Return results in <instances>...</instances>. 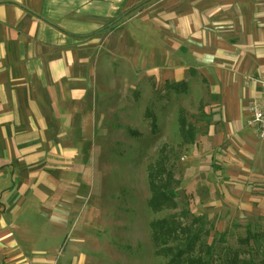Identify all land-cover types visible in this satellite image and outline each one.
I'll return each instance as SVG.
<instances>
[{
  "label": "crops",
  "instance_id": "obj_1",
  "mask_svg": "<svg viewBox=\"0 0 264 264\" xmlns=\"http://www.w3.org/2000/svg\"><path fill=\"white\" fill-rule=\"evenodd\" d=\"M184 81L156 110L177 144L179 108L200 115L182 190L207 219L254 211L264 139L247 105L264 81V0H0V264H88L100 219L88 205L104 193L87 158L108 109Z\"/></svg>",
  "mask_w": 264,
  "mask_h": 264
},
{
  "label": "rangeland",
  "instance_id": "obj_2",
  "mask_svg": "<svg viewBox=\"0 0 264 264\" xmlns=\"http://www.w3.org/2000/svg\"><path fill=\"white\" fill-rule=\"evenodd\" d=\"M170 93H165L162 87H156L151 101L144 108H140V104L134 100L138 94L137 89L131 88L124 94V99H121L122 93H117L115 106L108 109L110 117L109 124L105 127L107 135L104 140L95 143L94 155L87 158L96 191L100 193L102 190L104 193L101 198L93 199L88 205L91 213L94 209V213L100 218L98 225L93 227L92 248H87L90 250L87 251L88 255L91 256L88 257V264L166 262V259L153 254L149 223L161 220L174 211L167 210L157 214L149 211L147 201L150 192L146 167L166 158V168H172L178 178L181 175L182 161L187 149L183 150L184 145L177 144L162 125L158 126L156 120V110L170 102ZM166 96L169 98L168 102L165 101ZM148 107L155 115V128H152L150 119L144 118ZM187 114L191 123L195 124L200 119L197 111ZM130 132H137L139 137L130 136ZM162 148L171 151L162 153ZM262 175L264 177V173ZM186 182H181L180 188L173 189L178 197L179 209L187 208L188 199L190 215L185 223L191 217L207 221L206 228L210 235L206 242L212 244L215 254L231 252L245 257L243 251L246 246L241 240L246 236V230H249L252 237L259 235L258 241L264 251V193L261 202L254 204V211H247L237 217L227 214L224 217L207 219L206 215H199V211L194 210L191 195L182 190L191 192L189 179ZM91 183L93 184L92 181ZM101 184L103 189L100 190ZM260 188L264 192V183ZM250 246H253L252 241Z\"/></svg>",
  "mask_w": 264,
  "mask_h": 264
},
{
  "label": "trees",
  "instance_id": "obj_3",
  "mask_svg": "<svg viewBox=\"0 0 264 264\" xmlns=\"http://www.w3.org/2000/svg\"><path fill=\"white\" fill-rule=\"evenodd\" d=\"M162 89L165 93L180 95L186 92L187 86L185 81L176 84L166 83ZM165 101H169L168 96L165 97ZM144 118L150 119L152 128H155V115L150 107L146 108ZM177 121L181 145L194 144L197 128L188 120V114L184 109L179 110ZM130 136L139 137V134L130 132ZM161 151L167 154L171 149L162 148ZM165 160L166 158H162L156 164L146 167L150 192L147 201L149 211L152 214L174 211L161 220L149 223L154 256L166 259L164 264H264V251L258 241L259 235L252 237L249 230H246V236L241 240L246 246V250L243 251L245 257L231 252L218 255L215 254L212 244L206 242L210 235L206 228V220L191 217L190 221L185 223L190 215L189 200L186 201V209H179L178 197L173 189L180 188L181 180L176 177L172 168H166ZM250 241L253 246H250Z\"/></svg>",
  "mask_w": 264,
  "mask_h": 264
},
{
  "label": "built area",
  "instance_id": "obj_4",
  "mask_svg": "<svg viewBox=\"0 0 264 264\" xmlns=\"http://www.w3.org/2000/svg\"><path fill=\"white\" fill-rule=\"evenodd\" d=\"M261 97L247 105V125L254 128L258 138L264 139V81H260Z\"/></svg>",
  "mask_w": 264,
  "mask_h": 264
}]
</instances>
